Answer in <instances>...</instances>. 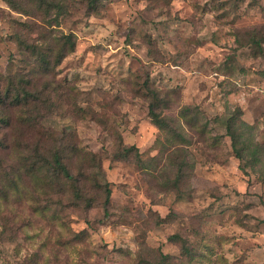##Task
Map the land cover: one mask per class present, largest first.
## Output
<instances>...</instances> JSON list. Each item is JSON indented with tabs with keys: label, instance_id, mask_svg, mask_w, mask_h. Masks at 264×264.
I'll list each match as a JSON object with an SVG mask.
<instances>
[{
	"label": "rangeland",
	"instance_id": "374dc122",
	"mask_svg": "<svg viewBox=\"0 0 264 264\" xmlns=\"http://www.w3.org/2000/svg\"><path fill=\"white\" fill-rule=\"evenodd\" d=\"M58 1L67 12L51 27L0 0V72L28 64L20 29L75 35L48 78L44 136L29 135L64 150L82 197L42 173L21 199L0 198V264H264V0ZM239 119L263 145L255 157L235 155ZM122 146L136 147L128 159Z\"/></svg>",
	"mask_w": 264,
	"mask_h": 264
},
{
	"label": "trees",
	"instance_id": "16d2710c",
	"mask_svg": "<svg viewBox=\"0 0 264 264\" xmlns=\"http://www.w3.org/2000/svg\"><path fill=\"white\" fill-rule=\"evenodd\" d=\"M13 10L38 18L44 25L53 26L59 23V16L67 12V5L58 0H4ZM93 6V3H91ZM53 9L57 12L52 16ZM27 26V23H22ZM18 31L16 42L20 52L24 55L28 63L26 67L8 73L0 72V198L10 202L15 197L21 199L26 195L25 183L29 180H37L39 174L52 173L57 178H62L68 182L73 193L78 197L81 194V179L78 178L69 167V159L65 158L64 150H51L45 146L43 139L36 134L44 136L38 128V118L40 115V105L50 100V78L54 69L62 62L67 54L72 52L76 46V37L73 33L53 34L50 30L48 34L38 32V37L31 36L32 28L28 26ZM44 28V27H41ZM45 30V29H43ZM46 31V30H45ZM43 79L47 83L43 84ZM148 76L145 83L147 90L152 93L155 99L150 103V116L153 122L160 129H168L170 125L165 117L158 112V103L161 101L157 91L149 85ZM45 100V101H44ZM52 102V100H50ZM237 115H241L240 108H237ZM192 113V107L186 106L182 109L183 118H188ZM169 124V125H168ZM190 126H195L194 121L187 122ZM254 126L249 125L239 119L235 129H229L228 135L232 141L235 155L243 159L248 151L255 157L261 153L263 145L254 142L252 138L246 137L247 129ZM40 131V133H39ZM178 136L183 142H188L187 138L179 133ZM189 145V144H188ZM134 146H122L121 154L128 159ZM67 157V156H66ZM186 160L181 165L185 166ZM49 177V176H48ZM183 175H180V181ZM112 189L107 184L105 187L104 210L105 218L109 215V205L111 203ZM9 201V202H8ZM91 204V200L89 201ZM4 229L0 231V237ZM171 239H177L174 234ZM164 262L169 259L168 255H162Z\"/></svg>",
	"mask_w": 264,
	"mask_h": 264
}]
</instances>
